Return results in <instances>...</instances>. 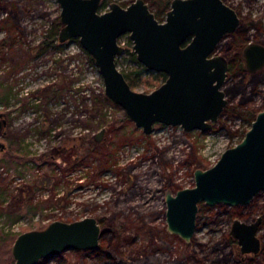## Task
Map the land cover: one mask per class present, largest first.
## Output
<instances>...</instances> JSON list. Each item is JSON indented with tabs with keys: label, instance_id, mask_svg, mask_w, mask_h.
I'll list each match as a JSON object with an SVG mask.
<instances>
[{
	"label": "rangeland",
	"instance_id": "374dc122",
	"mask_svg": "<svg viewBox=\"0 0 264 264\" xmlns=\"http://www.w3.org/2000/svg\"><path fill=\"white\" fill-rule=\"evenodd\" d=\"M113 1L128 5L134 0H106L101 12ZM226 2L242 14L264 16V0ZM60 13L57 0H0V113L8 120L2 128L8 136L1 137L7 148L0 152V264H14L12 246L20 233L87 216L103 220L109 230L99 248L92 253L70 250L40 264H200L193 248L204 264H218L227 254L239 258L233 221L251 222L262 215L264 190L247 206H207L190 243L168 232L165 194L194 186L195 170L213 166L251 124L223 113L207 132L155 124L151 134L144 133L106 97L100 71L78 38L41 48ZM165 18L166 13L161 21ZM130 51L119 58L120 70L138 69ZM154 73L143 72L133 89L149 93L159 87L164 81ZM234 82L229 76L225 89ZM239 98L229 94V104ZM253 99L254 106L262 104L259 96ZM14 138L17 152L34 159L8 163ZM113 234L118 243L110 244ZM103 243L119 258L99 253Z\"/></svg>",
	"mask_w": 264,
	"mask_h": 264
},
{
	"label": "water",
	"instance_id": "95a60500",
	"mask_svg": "<svg viewBox=\"0 0 264 264\" xmlns=\"http://www.w3.org/2000/svg\"><path fill=\"white\" fill-rule=\"evenodd\" d=\"M61 6L60 43L78 38L92 56L105 84V95L121 106L129 119L151 134L155 124L180 126L184 131L207 132L222 116L228 99L224 85L229 62L216 55L218 45L235 31L240 18L223 0H172L160 21L145 0L127 6L103 0H57ZM129 33L138 61L166 80L147 93L134 90L117 64L125 48L120 38ZM244 58L251 71L264 67V45L251 44ZM7 119L0 113L1 137ZM5 133V132H4ZM105 130L96 139L101 141ZM195 184L165 194L167 230L190 243L195 237L200 204L247 206L264 190V109L245 137L226 149L207 169L197 168ZM262 218L234 219L231 235L242 253H258ZM103 228L94 216L74 221L54 220L45 228L20 233L12 246L14 264H40L70 250L96 251Z\"/></svg>",
	"mask_w": 264,
	"mask_h": 264
},
{
	"label": "trees",
	"instance_id": "16d2710c",
	"mask_svg": "<svg viewBox=\"0 0 264 264\" xmlns=\"http://www.w3.org/2000/svg\"><path fill=\"white\" fill-rule=\"evenodd\" d=\"M171 1L172 0H148L150 6L151 5L156 6V10L154 12H155L156 17L159 20H161L162 15H164L167 12L168 8L170 7ZM105 6H106V0H103L100 8L104 9ZM61 27H62V24L60 22V18L58 17L53 24V28L48 32L45 40H43V42L41 43V48L43 50L47 49V48H51V47H53V48L59 47L57 44V41L59 39L58 34H59ZM246 41H247L246 32L244 30H242V28H240L236 33L232 34L229 37L228 41H226L225 43L224 42L221 43L219 45V47L221 48L222 52H225V53L226 52H232V57L235 60L234 63L231 65L232 66V75L234 77L235 82L233 83V86L226 89L227 93L230 94V97H233L234 95H237V94L240 95L238 102L236 104H232V105L230 104L226 108L224 114H227L229 119L230 118H233V119L239 118L243 121H249L251 123L256 118L258 110H257V108H254V106H251L248 99H249L250 95H254V94H258L259 92H262L261 89H258L257 83L259 81L264 82V74H262L259 79L255 80L253 82V84L249 90L246 73H245L244 67H243L242 54H241L242 46L245 44ZM128 42H129V45L132 44V42L130 40ZM1 44L5 45L6 41H2ZM131 54H132V52H131ZM88 55H89L90 61L92 63H94V59L92 58V56L90 54H88ZM132 57L134 58V61L135 60L138 61L135 53L132 54ZM118 60H117V64H119ZM139 66H140V68H138L136 70H130V71L122 70V72L124 73L126 79L128 80V82L132 88L134 87V81L136 79H140L141 74L143 72L148 71V69L145 66H142V65H139ZM153 76L157 79H161L162 81H165V79L167 77L166 74L162 73V72L154 73ZM248 92H249V95H248ZM104 99L108 101L107 98H104ZM126 119H129V117L126 116ZM221 124L225 125L226 123L222 122ZM230 132H231V130H230ZM9 141H10L9 142V150H10L11 154L9 155L8 163L11 166L16 164L15 161L20 162V161L34 159L33 157H30L29 155H21V153L17 152V149L14 146V144L18 142V140H16V138H14V140H9ZM89 150L91 152V149H88V152H89ZM3 152L5 153L6 150ZM7 154H9V151L6 153V155ZM40 158L46 159L45 154H42ZM2 195L0 194V198L3 197ZM206 207L207 206L204 203L200 204V210H199V214H198V222L202 218ZM31 210L33 212H35L36 209L31 208ZM99 222L102 224V228H103L102 234L103 235L107 234V232L109 230L107 229L106 224L104 223L103 220H99ZM0 234L3 235V233H1V232H0ZM15 237H16V235L11 233L10 239L11 238L14 239ZM117 240H118V238L113 234L112 236H110V238H109L110 242H108V243L111 244L113 241L115 243H118ZM196 242H197V240H196ZM196 242H193V244H190V245L193 247L195 245L194 243H196ZM197 243L200 246H202V243H200V242H197ZM103 245H104V243H103ZM193 250H194L193 255L195 257V260L199 261L200 264H204L203 263L204 258H199L197 250L195 248H193ZM100 251H102V252L104 251V253L107 256L110 257V255H111V257L113 259H115L114 258L115 255L108 252L105 245L99 249V253H100ZM79 252L92 253L89 250H79ZM121 255L123 257L124 253L121 252ZM115 257L119 258V256H115ZM222 261L226 262V264H247L245 262H242L239 258H233V256L230 257V255L228 256V254L226 256H224L223 260H220V259L216 260V262L218 264ZM214 263L215 262H213L212 264H214ZM254 264H264V255H261L260 258L254 262Z\"/></svg>",
	"mask_w": 264,
	"mask_h": 264
},
{
	"label": "flooded vegetation",
	"instance_id": "af4514ba",
	"mask_svg": "<svg viewBox=\"0 0 264 264\" xmlns=\"http://www.w3.org/2000/svg\"><path fill=\"white\" fill-rule=\"evenodd\" d=\"M135 1V0H134ZM147 1L148 0H145V2L147 3ZM226 4H228L227 2H226V0H223ZM113 2H116V1H113ZM133 2V1H132ZM131 2V3H132ZM172 2V1H171ZM112 3V2H111ZM130 3V4H131ZM148 4V3H147ZM122 5V4H121ZM129 5V4H128ZM149 5V4H148ZM228 5H230V4H228ZM122 6H127V5H125V3L122 5ZM170 6H171V4H170ZM231 7H233L236 11H237V13H238V16H239V18H240V22H239V24H238V26H237V28H236V30L235 31H233V32H231V33H229L227 36H226V38H229L232 34H234V33H236L240 28H242V30H244L245 32H246V37H247V41L245 42V44L242 46V49H241V54H242V61H243V67H244V71H245V73H246V77H247V82H248V89L250 90V88H251V86H252V84H253V82L255 81V80H257V79H259L260 77H261V75L262 74H264V67L263 68H261V69H257V70H255V71H251L249 68H248V66H247V63H246V61H245V58H244V54H243V52H244V50H245V48L246 47H248L249 45H253V44H262V45H264V23H263V15L262 14H249V13H246V14H242V12H241V9L239 8V7H234V6H232V5H230ZM149 7H150V9H151V6L149 5ZM170 9V7L168 8V10ZM167 10V11H168ZM153 11V10H152ZM154 12V11H153ZM155 13V12H154ZM161 21V20H160ZM124 36H127V39L128 40H126L125 42V46H124V48H125V52L124 53H126V51H129V50H131L130 51V54H131V52H132V54L133 53H135L134 52V48H133V41L131 40V38H130V35H129V33H127V34H125V35H123L121 38H120V40L124 37ZM226 38L225 39H223V41L221 42V43H223L225 40H226ZM131 41L132 42V44L131 45H129V42L128 41ZM121 42H122V40H121ZM120 43V42H119ZM220 43V44H221ZM219 44V45H220ZM219 45H218V47H217V50H216V52H215V54L216 55H218V54H221V53H218V50H220L221 52H222V50H221V48L219 47ZM129 49V50H128ZM223 53H225V52H223ZM227 54L229 53V54H231V58L229 59L226 55H224V54H221V55H223L226 59H227V61L229 62V70H228V77H227V80L229 79V76H231V78H232V80L234 79V77H233V75H232V64L234 63V59H233V57H232V52H226ZM136 55V54H135ZM117 60H118V58H117ZM138 60V59H137ZM134 63L136 64V66L138 67V68H140V66L139 65H142V66H144L143 64H141L139 61H134ZM133 70H136V69H133ZM125 71V70H124ZM148 71H150V70H148ZM156 73H158V72H156ZM167 76V75H166ZM167 78V77H166ZM166 80V79H165ZM227 80H226V83H227ZM226 83H225V85H224V90L226 91V89H225V87H226ZM258 89H261L262 90V92H259L258 94H254V95H250V97H249V99H248V101L250 102V104H251V106H254L255 104H254V97L255 96H259L260 98H261V100H262V104L261 105H259V106H254V108H257V110H258V113L261 111V110H263L264 109V82H261V81H259L258 83ZM226 95H227V99H228V93H227V91H226ZM248 95H249V92H248ZM230 104H229V100H228V102H227V105H226V108L229 106ZM226 108H225V110H226ZM225 110H224V112H225ZM223 112V113H224ZM257 113V114H258ZM257 116V115H256ZM5 118V117H4ZM7 119V118H6ZM255 120V119H254ZM253 120V121H254ZM252 121V122H253ZM219 122V121H218ZM247 122H249V121H247ZM252 122L250 123V124H252ZM6 126H8V120H7V125ZM5 126V127H6ZM5 132V133H4ZM2 134H3V136H8V131L7 130H2ZM6 148H7V146H6ZM6 150V149H5ZM77 158H79L78 156H76V159ZM261 218H262V221H261V224H260V228H259V231H258V236H259V238H260V240H261V248H260V250H259V252L258 253H242L241 252V250H240V257H239V259L242 261V262H245V263H247V264H254V262L256 261V260H258L259 258H260V256L261 255H264V232H262V236H261V231H262V229L264 228V211H263V214L262 215H259ZM258 216V217H259ZM257 217V218H258ZM256 218V219H257ZM255 219V220H256ZM255 220H253V221H255ZM253 221H251V222H253ZM102 225V224H101ZM232 236V235H231ZM233 237V236H232ZM238 242V241H237ZM249 255H253L252 257H249Z\"/></svg>",
	"mask_w": 264,
	"mask_h": 264
},
{
	"label": "built area",
	"instance_id": "2783aa9c",
	"mask_svg": "<svg viewBox=\"0 0 264 264\" xmlns=\"http://www.w3.org/2000/svg\"><path fill=\"white\" fill-rule=\"evenodd\" d=\"M122 42H123V44L126 43L125 41H122ZM124 54H125V53H124ZM124 54H122L121 56H119L118 59H119V58H122V56H123ZM118 65H119V64H118ZM103 82H104V81H103Z\"/></svg>",
	"mask_w": 264,
	"mask_h": 264
}]
</instances>
